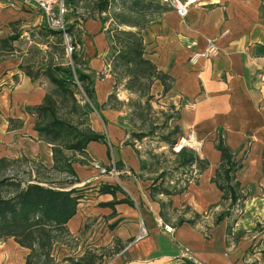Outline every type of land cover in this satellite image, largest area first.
I'll use <instances>...</instances> for the list:
<instances>
[{
    "label": "crops",
    "instance_id": "obj_1",
    "mask_svg": "<svg viewBox=\"0 0 264 264\" xmlns=\"http://www.w3.org/2000/svg\"><path fill=\"white\" fill-rule=\"evenodd\" d=\"M2 1L0 40L14 39L11 50L0 47V158L27 160L55 170L52 145L40 139L31 112L42 103L47 90L20 68L25 65L23 54L14 44L19 36L10 26L25 19L26 12H39L44 21L45 17L18 0ZM85 26L79 51L90 68L100 69L94 84L97 108L89 114L90 128L104 139L87 145L86 162L78 161L84 156L77 154L78 159L71 163L74 175L56 169L65 175L64 184L34 180L79 190L82 196L68 222L70 232H94L100 243L122 246L100 264H168L184 247L204 264H264V235L250 234L251 225L264 220V82L259 78L264 72V0H199L185 17L172 8L143 31L145 57L169 76L167 92L163 93L159 80L152 91L156 88L180 110V134L193 131L203 141L200 158L210 162L198 175V184L190 183L184 191L169 195L154 192L158 184L144 174V154L138 152V146L126 143V112L110 104L102 106L115 87L106 58L109 38L102 21H88ZM210 40L218 45L217 55L191 63V54L205 49ZM128 95L120 90L118 99L123 101ZM220 127L234 151L243 154L247 148L236 173L246 197L232 205H243L239 219L234 207L223 217L227 208L209 210L222 197L211 181L220 160L215 147ZM96 163L115 166L117 173L102 174ZM166 201L176 212L181 206L188 208L181 214V223L164 213L162 203ZM166 225L172 230L167 231ZM143 228L146 232L137 240ZM252 246L255 250L250 254Z\"/></svg>",
    "mask_w": 264,
    "mask_h": 264
},
{
    "label": "trees",
    "instance_id": "obj_2",
    "mask_svg": "<svg viewBox=\"0 0 264 264\" xmlns=\"http://www.w3.org/2000/svg\"><path fill=\"white\" fill-rule=\"evenodd\" d=\"M74 2L75 0H67L68 5H72ZM109 6V0H100V14L107 13ZM126 7L129 12L122 16L120 24L129 26L131 29L116 30L110 37L111 62L109 58L107 61L111 67V73L117 74L116 70L121 68L124 71V76L128 77L126 88L137 92H141V86L139 87L138 84L142 81H146L149 93L153 83L159 80L163 85V93H165L170 87L167 82L169 76L158 70L155 63L145 57L143 31L150 24L159 21L162 15L172 7L160 0H129ZM73 25L66 26L65 32L68 36L71 34ZM49 31L55 33L58 39H63L64 32L62 30ZM13 39L12 37L1 39L0 47L11 50L10 41ZM33 66L34 64L28 66L25 64L20 68L34 81L41 75H45L65 97L71 96L72 99H75L72 86L80 84L88 98L86 106L91 110L97 108L94 102L96 72L83 59L79 50L75 49L71 53V64L69 65L53 63L37 71L33 70ZM114 76L116 85L118 81L116 75ZM114 96L113 91L109 95L108 101L102 106L108 105ZM31 112L35 115V129L38 131L40 139L52 145L54 169L74 175L71 163L75 160H72L66 151L71 150L75 154L84 156V159H78V161L86 162L87 145L91 141L104 139L103 135L93 132L90 127L81 129L59 116L56 99L49 91L46 92L42 103L33 107ZM174 129L180 131L179 125H176ZM133 135L135 141L137 138L143 139L144 137V134L139 133ZM215 147L220 152V160L211 181L222 191V199L230 200V205H234L240 198L246 197L241 192V185L236 179V173L242 167L247 148L244 149L243 154L234 151L226 143L221 127L218 128ZM173 153L177 155L182 167H196L197 175L210 165L207 159L200 158L197 153L191 150L183 149L179 153L174 151ZM12 161L14 160L0 158V241L13 238L20 246L28 249L26 264H55L54 246L59 242V234H72L68 228V222L76 214L82 195L75 188H55L35 181L25 184L19 177L6 173ZM184 190L185 188L177 192ZM154 192L167 195L176 193V191L164 189L160 185L154 187ZM226 214L229 212L224 211L221 216ZM161 216H164L163 212ZM183 220V218L180 219L179 223ZM121 247L118 245L116 249L114 248L110 256ZM104 259L105 256H100L93 251H86L78 258H64L71 264H98Z\"/></svg>",
    "mask_w": 264,
    "mask_h": 264
},
{
    "label": "rangeland",
    "instance_id": "obj_3",
    "mask_svg": "<svg viewBox=\"0 0 264 264\" xmlns=\"http://www.w3.org/2000/svg\"><path fill=\"white\" fill-rule=\"evenodd\" d=\"M99 1L75 0L72 5H68L66 0L69 10L66 16V26L74 24L68 40L72 41V46L76 44V50L80 48V38L86 34L85 24L88 21H103L104 32L109 40L116 30L131 29L129 26L120 24L122 16H125L129 12L126 7L129 0H109L110 6L108 11L103 14H100ZM26 13L25 19L10 25L15 32L14 35L19 36L14 44H17V47L22 50L24 64L27 66L34 64V71L42 70L53 63L71 64V53H68L66 49L65 36L60 40L55 33H50V29L41 13ZM24 32L26 33L25 36L20 38V35ZM112 40L114 41L113 38ZM110 54L111 48L109 45L106 58H109L111 62ZM109 69L111 73L110 66ZM118 71L116 70L117 74L111 73L113 76L116 75L118 82L113 90L115 96L109 101V104L126 112L129 126V136L126 139V143L134 147L138 144V152L144 154L146 159H144L143 163L144 169H146L144 173L147 175L146 177L162 186V188L172 191H179L183 188L187 189L190 183L198 184L200 177L196 173V167H182L177 155L172 150V145L181 135L180 131L174 129L178 125L180 110L171 105L168 99L162 97L161 92L156 91V88L152 91L151 86L148 93L146 81L138 84L139 87L141 86V92L128 90L126 88L128 77L124 76V71L121 68ZM95 72L96 78H100V69L98 72ZM39 80L40 83H44L46 90L51 92L56 99L59 116L69 120L81 129L90 127L89 114L96 108L91 110L86 106L88 98L80 84L72 86L75 96V99H72L71 96L65 97L58 87L51 83L45 75H41ZM120 90H126L130 93L127 99L123 101L118 99ZM138 133L144 134V137L143 139L137 138V141H135L133 134ZM66 153L72 160L78 159L77 154L73 151L67 150ZM197 155L199 154L197 153ZM6 173L19 177L25 184L34 180L57 184H64L66 181L65 175L57 173L56 169L42 168L30 161L21 159L12 161ZM169 202L166 201L167 205L162 203V209L169 219H175L174 222H177L182 217L181 214L188 211V208L181 206L176 212V210L171 209ZM229 202L221 197L220 201L210 206L209 210L218 206L223 207V210L227 208L226 211L230 212L231 208L234 207L236 218H242L243 205L238 203V205L232 206ZM251 226H253V230L250 234L259 233L261 236L264 235V220L256 221ZM237 232L239 233L240 231ZM97 238L98 235L94 232H88L87 234L82 232L75 235L59 234V242L54 246L53 250L55 264H71L70 261H66L64 258H78L86 251H93L100 256H105V260L108 259L111 257L110 255L114 248L116 249L118 245L115 243L114 247L111 248L110 246H106V244L100 243ZM254 250L255 246H252V249L248 252L253 254ZM28 252V249L20 246L13 238L2 240L0 241V264H26ZM98 264H100V261Z\"/></svg>",
    "mask_w": 264,
    "mask_h": 264
},
{
    "label": "built area",
    "instance_id": "obj_4",
    "mask_svg": "<svg viewBox=\"0 0 264 264\" xmlns=\"http://www.w3.org/2000/svg\"><path fill=\"white\" fill-rule=\"evenodd\" d=\"M20 3L31 6L33 8H37L40 10L44 17L47 26L50 30H62L64 32V36L66 38V49L68 53H72L76 47L72 46L71 41L68 40V35L65 32L66 30V16L69 12L68 6L66 4V0H18ZM169 4L172 8L176 10V12L181 16L185 17L190 8L196 5L199 0H160ZM3 1L0 0V5H3ZM8 4L12 5L14 2H7ZM218 45L215 40H210L207 47L203 50L194 51L191 56L189 57V61L193 64H197L203 60L212 59L218 53ZM259 78L262 82H264V72L259 73ZM138 146V144L136 145ZM139 147V146H138ZM203 147V141L198 139L193 131H190L187 134H182L173 144L172 149L175 153L181 152L183 149L191 150L196 153L200 152ZM99 172L102 174L112 173L116 174L117 169L115 166L110 168L103 167L101 165L95 164ZM167 231H171L172 227L166 225L165 226ZM145 230L141 231V233L137 236V240L141 239L144 234ZM168 264H204L200 262L193 251L189 248H182L180 256L173 258Z\"/></svg>",
    "mask_w": 264,
    "mask_h": 264
}]
</instances>
